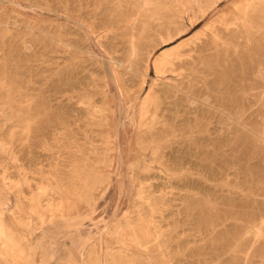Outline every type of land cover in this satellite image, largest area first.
I'll return each mask as SVG.
<instances>
[{"label": "rangeland", "instance_id": "rangeland-1", "mask_svg": "<svg viewBox=\"0 0 264 264\" xmlns=\"http://www.w3.org/2000/svg\"><path fill=\"white\" fill-rule=\"evenodd\" d=\"M155 1L0 0V219L15 250L0 264H264V0ZM156 4L169 28L152 27ZM125 20L147 22L130 73ZM181 43L193 61L158 75L150 58L139 91L147 53ZM149 90L177 101L162 165L146 157L165 170L137 174Z\"/></svg>", "mask_w": 264, "mask_h": 264}, {"label": "bare ground", "instance_id": "bare-ground-1", "mask_svg": "<svg viewBox=\"0 0 264 264\" xmlns=\"http://www.w3.org/2000/svg\"><path fill=\"white\" fill-rule=\"evenodd\" d=\"M157 1V0H156ZM155 1V2H156ZM172 1V0H171ZM137 2L140 3L141 10L145 9L146 4L148 3V0H137ZM154 3V2H153ZM188 6V5H187ZM166 9V7L164 8ZM252 12V11H251ZM235 13V12H234ZM238 13V12H237ZM138 15V14H137ZM242 15V14H241ZM233 16V15H232ZM235 16V15H234ZM238 16V15H237ZM152 19H154V24H152L153 28L155 30L157 29H161L163 27H168L172 24L171 20H166L165 17H167L163 11L161 10V7L159 5H155L154 9H153V15L150 16ZM174 18V17H173ZM151 19V20H152ZM135 21V20H134ZM145 21V20H144ZM147 22H139V23H130L129 21L125 20V24H127V30H128V36H127V43L126 46L128 48V54H127V60L124 63L121 62L124 68L125 73H130V71L132 70V65L133 63H135V55H136V51L137 48L139 46V42L142 39V34L145 31V26H146ZM169 28V27H168ZM208 28V27H207ZM152 30V29H151ZM154 31V30H153ZM155 32V31H154ZM182 34V30H173L170 32H167L166 35H162L161 37V44H167L173 40H175L177 37H179ZM206 34V31L205 33ZM211 34V33H210ZM204 36V35H203ZM202 39V38H201ZM199 40V39H198ZM205 42V41H204ZM210 42V41H208ZM206 42V43H208ZM119 44V43H118ZM210 44V43H209ZM212 44V43H211ZM181 45L183 46V44H179V45H174L172 47H166V48H162L160 49V51L156 54L152 56V52L150 51L149 53H147L145 59H144V69H143V73L141 75L140 78V84H139V91L141 90L142 86L145 83V79L147 74V67L149 64V60L150 58H152V65L153 68L155 70V72L158 75L164 74L166 72L173 71V69H176L177 67H181L182 65H184L185 63L188 62H192L193 59H191L192 57H189V59H182V55L180 54V47ZM204 45V44H203ZM206 45V44H205ZM124 46V45H122ZM116 47V46H115ZM155 47V46H154ZM208 47V46H207ZM143 49V48H142ZM198 49V48H197ZM200 49V48H199ZM198 49V50H199ZM153 50V49H152ZM188 50V49H186ZM185 50V52H186ZM184 53V52H183ZM199 57V56H198ZM201 57V56H200ZM203 59V58H202ZM120 60V59H119ZM199 61V60H198ZM115 63V62H114ZM120 64V63H119ZM192 64V63H191ZM118 66V65H117ZM135 66V65H134ZM187 67V66H186ZM134 68V67H133ZM184 68V67H183ZM133 71V70H132ZM177 73V72H176ZM180 74V73H179ZM192 72H186L183 74V78L186 76L187 78L192 79ZM179 77V76H178ZM185 77V78H186ZM195 77V76H194ZM199 78V77H198ZM202 78V77H201ZM157 79V78H156ZM177 79V78H176ZM195 79V78H194ZM196 80V79H195ZM204 80V79H203ZM193 81V80H192ZM181 83V82H180ZM155 84V83H154ZM166 84V83H165ZM158 85V84H157ZM169 86V85H168ZM172 86V84H171ZM153 87V86H152ZM157 87V86H156ZM179 87V86H178ZM174 88V87H173ZM156 89V88H155ZM153 90V89H152ZM152 90L147 93L148 96V104L146 107V112L143 113L141 115V117L139 118V123L136 125V149L134 151V158H135V162L139 161V167L137 169V174L140 173V171H150L152 168H158L161 169L160 171H164L165 168L160 167L159 165H162L161 162L159 161L161 158V153L159 152L160 148H162V143H160V140L157 138L160 136L161 133L165 132V127L164 124L162 122V118H163V112H164V107L163 105H170L171 103L177 101V98H173L171 93H159L157 96L153 95ZM196 90V89H195ZM158 91V90H157ZM170 91V89H169ZM180 91V90H179ZM160 92V90L158 91ZM164 92V91H163ZM173 92V91H172ZM175 92V91H174ZM181 92V91H180ZM198 93V92H197ZM194 94V93H193ZM139 95L135 96V99L138 98ZM188 98L190 100H194L195 98H193L190 95H187ZM111 97V96H110ZM109 97V98H110ZM175 97V96H174ZM110 101V100H109ZM111 102H109L110 104ZM98 104V103H97ZM106 109V108H105ZM110 109V108H109ZM107 109V110H109ZM112 112V113H111ZM114 115V111L109 110L107 111V113L105 114V120L108 124V128L110 131V127H113V116ZM137 119V118H136ZM133 121V120H132ZM161 123V124H160ZM157 124H160V126H156ZM114 129V128H113ZM142 131L145 133H142ZM109 137H111L109 135ZM112 141V140H111ZM107 143H110V140H107ZM194 143V142H193ZM112 144V143H111ZM191 146V144H190ZM135 147V146H134ZM106 149H108V147H106ZM111 151H115V146H111V148H109ZM146 157H148V159L150 160V162H156L155 164H159V165H150L147 162ZM104 162V160H103ZM110 164H108L109 166ZM153 166V167H152ZM96 177V176H95ZM139 175H137V183L135 184V192L133 194V196H137L138 198H141V200L139 201V205L143 207L144 203L143 200H146V204L148 206V208H150L149 206L151 205V201H153L154 197H152L151 192H148V187L147 185H142V182L139 179ZM109 180V177L106 176L105 178H103V180L101 181V184L99 185V187L102 186L103 183H107ZM98 181V180H97ZM105 185V184H104ZM92 187V186H91ZM96 189V188H95ZM93 188V191L95 190ZM1 194V193H0ZM2 197V196H1ZM86 197V196H85ZM90 199H92L90 197ZM89 200V199H88ZM3 200H1L2 202ZM133 201V200H132ZM137 201V200H136ZM92 202V201H91ZM154 204V203H153ZM134 205H137V202L133 205H131V207H133ZM1 206V205H0ZM130 206V205H129ZM130 207V208H131ZM141 208V207H140ZM145 208V207H143ZM142 208V209H143ZM141 209V210H142ZM192 209V208H191ZM140 210V211H141ZM151 210V209H150ZM152 211V210H151ZM150 211V212H151ZM155 212V211H154ZM152 213V212H151ZM130 214V210L126 211L125 213H123V216L121 217V220L119 221H125L129 222V215ZM152 215V214H151ZM153 216V215H152ZM151 216V217H152ZM149 216V218H151ZM154 217V216H153ZM147 218V217H146ZM155 218V217H154ZM153 218V219H154ZM188 218V217H187ZM152 219V220H153ZM156 219V218H155ZM116 220L112 219L111 223H114ZM146 221V220H145ZM144 221V222H145ZM149 221V220H148ZM151 221V220H150ZM154 222V221H153ZM146 223V222H145ZM159 223V222H158ZM191 223V222H190ZM151 224V223H150ZM42 225V224H41ZM148 225V224H147ZM160 225V223H159ZM136 226V225H135ZM150 226V225H149ZM156 226V225H154ZM161 226V225H160ZM134 227V226H133ZM147 227V226H146ZM163 227V226H161ZM118 228V227H117ZM126 228V227H125ZM139 228V227H138ZM160 228V227H159ZM140 229V228H139ZM138 229V230H139ZM153 229V226H152ZM157 229V228H156ZM161 229V228H160ZM160 229H157L158 231ZM124 230V229H123ZM135 230V229H134ZM148 230V229H147ZM156 230V231H157ZM163 230V229H161ZM132 231V230H131ZM140 231V230H139ZM138 231V232H139ZM146 231V229H145ZM117 232V230H116ZM134 232V231H133ZM151 232V229H150ZM153 232V231H152ZM151 232V233H152ZM167 232V231H166ZM124 233V232H123ZM130 233V232H129ZM149 233V232H148ZM4 234V226L2 224V221L0 219V239H2L1 243L4 244V248H2L0 251H2V254H6L9 258H13V256L15 255V250L12 248V246H10L5 240H3V235ZM140 234V233H139ZM116 235V234H115ZM125 235V234H123ZM130 235V234H128ZM162 235V234H161ZM164 235V234H163ZM21 236V235H20ZM127 236V235H126ZM160 236V235H159ZM171 236V235H170ZM121 237V236H120ZM149 237V236H148ZM156 237V234H155ZM161 237V236H160ZM179 237V236H178ZM115 238V237H113ZM140 238V237H139ZM127 239V238H126ZM138 239V238H136ZM180 239V238H179ZM130 240V239H129ZM166 240V239H164ZM143 241V240H142ZM168 242V241H167ZM166 242V243H167ZM127 243V242H126ZM145 243V242H144ZM149 243V242H148ZM157 243V242H156ZM162 243V242H161ZM137 244V243H136ZM146 244H147V240H146ZM170 244V243H169ZM179 245V244H178ZM90 247V246H89ZM143 247V246H142ZM178 247V246H177ZM180 247V246H179ZM178 247V248H179ZM129 248V247H128ZM153 248V247H152ZM159 248V247H158ZM87 249V248H86ZM85 249V250H86ZM134 249V248H133ZM139 250V249H138ZM167 250V249H166ZM111 251V250H110ZM130 251V250H129ZM149 251V250H148ZM18 252V250H17ZM16 252V253H17ZM170 252V251H169ZM82 253V252H81ZM90 253V252H88ZM1 254V255H2ZM31 254L33 256V258L35 259V262H41V258L39 257L38 253L35 250H31ZM107 254V253H106ZM110 254V253H108ZM171 254V252H170ZM83 255V254H82ZM88 255V254H87ZM129 255V253H128ZM132 255V254H131ZM144 255V254H143ZM142 256V255H141ZM87 257V256H86ZM82 258V257H81ZM144 259V258H143ZM147 259V258H146ZM145 259V260H146ZM6 260V259H5ZM160 260V259H159ZM18 262V261H17ZM48 263V262H47ZM17 264V263H16Z\"/></svg>", "mask_w": 264, "mask_h": 264}]
</instances>
